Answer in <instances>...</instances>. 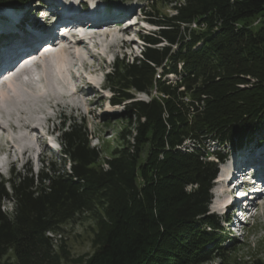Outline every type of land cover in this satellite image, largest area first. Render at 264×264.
I'll return each instance as SVG.
<instances>
[{"label": "trees", "instance_id": "16d2710c", "mask_svg": "<svg viewBox=\"0 0 264 264\" xmlns=\"http://www.w3.org/2000/svg\"><path fill=\"white\" fill-rule=\"evenodd\" d=\"M160 1L175 3L176 14L145 11L159 29L142 35V57L118 58L107 74L113 103L138 122L133 143L104 169L86 120H65L60 166L49 161L37 174L26 166L0 178V251L26 258L46 248L54 221L104 190L113 195L110 222L89 264H202L222 249L225 234L209 211L219 167L206 144L240 146L264 127V0Z\"/></svg>", "mask_w": 264, "mask_h": 264}, {"label": "rangeland", "instance_id": "374dc122", "mask_svg": "<svg viewBox=\"0 0 264 264\" xmlns=\"http://www.w3.org/2000/svg\"><path fill=\"white\" fill-rule=\"evenodd\" d=\"M147 1L148 0H133V3L140 5L142 12L144 11L143 13H145V11L151 10V13H157L162 17L176 14V10L173 8L175 3H163L160 0L154 1L153 7L148 9ZM182 2H184V0H182ZM99 3L100 5H104L107 8H112V5L115 4L108 5L103 0H99ZM7 5L10 7L2 9L0 14L2 13L4 15L5 13L6 16L13 14L15 15V17H13L14 20L15 18H19L24 14L23 20L21 22L17 21L21 27L33 23L31 21H29V23L23 21L29 19L31 15L33 18L34 13H31L30 11L33 9V7L38 6L36 3H18L15 5L9 3ZM22 7L26 9V11L23 9L24 11L21 10L20 12H17V10L21 9ZM28 14H30V16ZM135 15L138 16V9L135 11ZM147 17L150 19L148 15ZM11 18H8V21L3 23L2 20H4V18L0 17V26L3 28L5 25L11 24ZM259 22L260 19L255 20L254 25H257ZM220 24L221 23L218 22L215 29L219 28ZM191 26L196 27V23L193 22ZM149 27L152 30H158V27L153 24H151ZM2 28L0 31H2ZM105 32H111L112 34L110 36H99V34L87 35V40H89L91 43V49L94 51L97 50V54L94 55L95 52H93L82 61L71 58L70 56L71 59L68 68L65 70L66 72L63 73L64 77L60 80V83H58V86L55 88H51L50 86L43 87L44 84H42L41 76H39V78L37 77V79L30 78L29 86L32 90H37V97H34L33 100H27L28 102L22 101L21 104L18 105V107L15 109L16 111H13V115H11L10 118V124L12 123V126L9 124V128H7L8 126L6 127L5 125L0 127V150L9 151L11 154L20 158L19 162H17L14 167L16 170H23V168L26 167L24 164L25 161H28L27 166L31 167L35 173H38L42 166L46 165V163L49 161L54 162L58 166L61 165L62 162L60 159L62 145L60 141V135L55 132L56 130L53 133L51 130H47V120L45 116V114L48 113L47 111H54V116L58 115L59 113L57 110L60 109V107H58V103L68 106L65 114L63 113V117H75L77 119L84 118L86 120L88 129L90 131L91 145L95 146L101 151V159L99 163L96 164V166L99 165L104 169H108L110 167V161L118 156L116 152L124 147L130 146V144L133 143V137L134 134H136L138 122H136L134 118L131 120V122H128L124 118V104H110L109 101L105 99V96L96 89V86L100 85L103 81V75L107 72V70L104 69L103 63L99 59L102 57L99 53L102 54V52H105L106 45H104V43L106 44L107 42L109 45L112 43H119L121 37L127 35V38L131 39V42H129L128 45L133 48L129 49L128 57L125 60L126 62H133L134 58L141 57L139 53L142 48L141 44H139V42L135 41L134 39L137 38V34H146L147 32L142 30L139 31V26L135 24H133L132 27H129L128 30H124L121 26L115 27L110 25L107 27ZM26 34L28 33H21L20 35L13 34L12 37L16 38L17 40H23L26 37ZM100 39H102V43L98 44ZM1 44L2 43L0 42V45ZM113 49L114 47L112 46L109 48V51H112ZM86 50V47L85 49L83 48V51ZM106 55L108 56L107 53ZM110 60L111 58L108 56V60L107 62L105 61L104 64L109 70H112V66L108 63ZM92 61L94 63L93 67L87 65ZM98 67L101 68V71L98 69ZM181 67L182 63L178 64L179 70ZM72 69L75 72H78V76L74 74ZM81 71L86 74L88 78L87 81L89 80L87 82L88 84H86L85 78L81 76V73H79ZM168 78L174 82L179 78V76L174 74L169 75ZM81 84H83L85 87L82 88ZM106 84V81H104V85ZM251 85L252 84H249V86ZM3 88L6 89V86ZM79 88L80 90L75 93V89L77 90ZM31 89L29 90L33 92ZM133 93L134 96L139 100L148 101L151 99V96L147 93H139L134 91ZM105 94L112 95V92L107 89L105 90ZM35 114L40 117H36ZM43 116H45V118H42ZM36 118L38 119L36 120ZM32 121H34V123ZM28 123H30V125L37 123L38 128H35V130L33 127L29 126L24 128L25 124ZM17 128L20 130L18 131ZM128 130L132 133L129 134L127 132ZM121 132L123 135H121ZM263 139L264 127L261 125L248 136L247 142L259 144ZM193 145V141H187L188 147H192ZM231 146L228 144H223L220 146V150L222 153L229 152L227 153V156L230 157V152L237 150V148L235 149V145ZM38 147H40V150L42 151L41 155H39L38 151L34 149H37ZM263 147V144L262 146H256L252 151L258 148L261 149ZM213 148H217L216 142L214 140H209L206 144V150L208 152H212ZM230 164L231 162L225 163L221 166L222 173H225V171L228 170ZM69 166L70 164H67V170H69ZM11 175V172L6 174L0 172V178L2 177L6 180H8ZM215 184L216 182L213 181L211 195L214 197L215 190L216 197L214 201L212 200L213 198L211 199L209 211L210 213H213L215 209L217 210L216 218L222 227L225 238L222 241L223 247L222 249H219V253H216L213 259L202 264H257L256 261L264 264L263 202L260 200L261 204L258 207L254 224H246V226H244L246 228L245 236H239L236 232L232 233V229H225L222 226V223H220L221 215L219 208L225 199V197L221 195V192L225 191L226 193L227 186L222 181L216 187ZM7 186L10 187L9 184ZM192 188L193 185L189 186L188 190H192ZM111 196L113 195L109 194V192L107 193L104 190L101 193L92 196L91 200L87 202V205L81 207L77 212L65 216V218L54 221V230L47 233V236H49L50 245L44 249H40L32 256L21 258L17 255L14 248L1 250L0 264H89L90 258L99 249L105 228L110 222L108 213L111 203ZM4 209L11 213L13 210V203L9 200H5Z\"/></svg>", "mask_w": 264, "mask_h": 264}, {"label": "bare ground", "instance_id": "6f19581e", "mask_svg": "<svg viewBox=\"0 0 264 264\" xmlns=\"http://www.w3.org/2000/svg\"><path fill=\"white\" fill-rule=\"evenodd\" d=\"M24 10L26 11V9H24ZM24 10H22V11H24ZM101 13H102V11H100V14ZM10 15L12 16L13 14H10ZM13 17H15V15H13L12 18H11V24L5 25L3 28H2V26H0V29L1 28H2V30L9 29L11 31L16 32V33H13V34L20 35L21 33L23 34V33L28 32V30L31 27L35 26V25H33L34 24V20L32 21L33 23H30V24H28V25H26L24 27L19 26L20 24L18 22H21L23 20L24 14L21 17L16 16V17H19V18H15V20L13 19ZM129 19H131V18H129ZM120 20H121V18H118V21H120ZM106 25L108 26V24H106ZM97 27H104V26H97ZM128 28L129 27H127L125 29L128 30ZM89 34L97 35L96 33H89ZM89 34H84V37L86 39H88L87 35H89ZM111 34H112L111 32H104L101 35L99 34V36H102V35L110 36ZM27 35H29V34H26V36ZM17 37H20V36H17ZM14 39H16V38H14ZM101 40L102 39L99 40L98 44L102 43ZM18 41H21V40H18ZM87 41L89 42V40H87ZM89 45H90V48H91V44H89ZM104 45H106V44L104 43ZM85 47H86V49L88 51L87 50L83 51V48L85 49ZM9 48H10V46H8L6 49H4V51H6V52L9 51ZM105 52H102V54L105 53ZM51 53H54V55H53L52 58L48 59L49 62L47 61L46 56L43 57L42 64L40 66L41 70L39 69V75L42 77V84H44L43 87L50 86L51 88H55L56 86H58V83H60V80L64 77L63 73L66 72L65 70L68 68V65H69V62H70L69 60L72 58V56L76 60L82 61V60H85L87 58V56L90 55L92 52H90L89 47L87 46L86 42L79 41V42H72L69 45V47L61 48L60 50H55L54 52H50V54ZM70 56H71V58H70ZM90 66L93 67V64L90 63ZM21 73H25L26 74L28 72L25 69L23 71L21 70ZM75 74L77 75L78 72H76ZM38 80H40V79H38ZM88 81L86 79V84H88L87 83ZM4 83L6 84L5 85L6 89H4L3 87H0V127H3V125H5L6 127L8 126L7 128H9L10 125L11 126L13 125L12 123L10 124L11 115H13L12 113L18 107V105L21 104L22 101L23 102L24 101L28 102L27 100H31V99L33 100L34 97H37L38 94H37V90L34 91V90H32L30 88L29 81H24V80H22L21 77H17V78L10 77V78L6 79V81ZM29 89H31L33 92H31ZM79 90H80V88L77 89V90L75 89V93L78 92ZM33 93H35L36 96ZM49 113L50 112L48 111L47 114H49ZM47 114H45L46 117H47ZM45 116H43L42 118H45ZM36 117H40V116L36 115ZM37 119L38 118H36V120ZM32 122L34 123V121H32ZM15 124H17V123H15ZM37 125H38L37 123L33 124V125H30V123H28V124H25L24 128L25 127L27 128V126H29V127H33V129L35 130V128L36 129L38 128ZM17 130L19 131L20 129L17 128ZM262 144L264 145V139L261 140L259 144H256V146H262ZM254 151H251V153L254 152ZM0 153L2 154L3 150H0ZM253 156L255 158H263L264 155H263V152H262V148H261V150H260V148H258L256 150V154H253ZM228 160H229V157H228ZM221 195L225 197V199L223 200V203L226 204V202L228 201V198L226 197L225 191L221 192Z\"/></svg>", "mask_w": 264, "mask_h": 264}, {"label": "water", "instance_id": "95a60500", "mask_svg": "<svg viewBox=\"0 0 264 264\" xmlns=\"http://www.w3.org/2000/svg\"><path fill=\"white\" fill-rule=\"evenodd\" d=\"M251 81H252V82H255L256 80H255V79L253 80V78H252Z\"/></svg>", "mask_w": 264, "mask_h": 264}]
</instances>
